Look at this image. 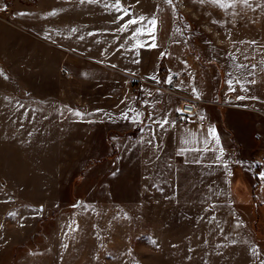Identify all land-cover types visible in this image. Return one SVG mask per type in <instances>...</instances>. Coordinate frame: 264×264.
I'll use <instances>...</instances> for the list:
<instances>
[{"label": "rangeland", "instance_id": "rangeland-1", "mask_svg": "<svg viewBox=\"0 0 264 264\" xmlns=\"http://www.w3.org/2000/svg\"><path fill=\"white\" fill-rule=\"evenodd\" d=\"M115 3L0 0V41L45 77L0 81V264H264V0ZM153 16L155 39L124 28ZM188 69L221 133L238 107L260 121L236 126L241 160L193 159L157 123L178 125Z\"/></svg>", "mask_w": 264, "mask_h": 264}, {"label": "crops", "instance_id": "crops-1", "mask_svg": "<svg viewBox=\"0 0 264 264\" xmlns=\"http://www.w3.org/2000/svg\"><path fill=\"white\" fill-rule=\"evenodd\" d=\"M71 14L72 13L70 11V15ZM70 31L72 32V29H70ZM10 48L12 49L11 52H10ZM15 48L20 49L19 46H16V43L10 44L9 42L0 41V60H1L0 81L7 83L6 85L8 88L11 84L10 83L11 81L36 82V84L39 86L40 82L45 79L44 75L41 76L39 74V70L36 71L35 65L33 63L31 64L29 63L30 59L26 60L23 59L22 56H19L20 53L17 52ZM186 74L187 75H185V78L183 80L180 79L176 80L175 86L177 88L175 89V92L177 93V96H173V99L176 101L175 117L177 114V109L179 107L180 101L196 102L197 101L196 94H198V90L204 85L203 80L198 78L194 70L188 69V71H186ZM131 78H136V77L132 76ZM193 89H195L196 94H194ZM2 107L4 106L2 105ZM243 111L246 110L238 107L232 110L231 114L235 113V115H237V117L242 121ZM248 111H250L251 113H260V111H258L255 107L248 109ZM205 114L200 113V116L204 118L203 115L205 116ZM253 116L254 115H252V117ZM238 118L235 121H231V125L229 126V128L231 129L230 136L221 133L215 123H210V121H208L205 118L204 119L207 121V124L201 128L191 127L190 129L182 130V128L179 125L176 126L174 122H169L168 124H166L167 126H163V128L169 127L176 131V134L179 137V140L177 142L178 148L183 147L184 153H186V155L188 154L193 155L192 156L193 159H198L201 162L205 161L208 163H212L214 161H218L224 158H230L231 160L232 159L241 160V158L250 154L253 151V149L251 148L252 145L251 133L253 126L260 121L257 120L256 122L253 121L254 123H252L251 126V125H245L243 124V122H239ZM15 124L13 123V125ZM237 124H241L243 126H250L252 128L250 131L251 143L249 146H245L242 144V142L239 141L236 130ZM17 127L18 126H16V128ZM11 128H15V127L12 126ZM3 141L4 142L6 141L8 143L7 140H3ZM260 141H261V135H260ZM260 157L257 156L256 158L258 163L256 165V168L258 170L257 174H259L261 177V173H264V163H261L259 161ZM242 184L245 183L241 178V180L238 181V185H242ZM242 193L243 192L240 193V197L244 196L242 195Z\"/></svg>", "mask_w": 264, "mask_h": 264}, {"label": "built area", "instance_id": "built-area-1", "mask_svg": "<svg viewBox=\"0 0 264 264\" xmlns=\"http://www.w3.org/2000/svg\"><path fill=\"white\" fill-rule=\"evenodd\" d=\"M10 10L6 7V14H9ZM67 77H69L67 75ZM147 84V81L139 78H130L128 85L132 91L137 92L141 90L144 85ZM178 109L183 110V112L177 111L176 122L182 128L187 127H203L207 124V121L200 116L198 111V106L196 102L193 101H180ZM261 163H264V155L260 157L259 160Z\"/></svg>", "mask_w": 264, "mask_h": 264}, {"label": "snow or ice", "instance_id": "snow-or-ice-1", "mask_svg": "<svg viewBox=\"0 0 264 264\" xmlns=\"http://www.w3.org/2000/svg\"><path fill=\"white\" fill-rule=\"evenodd\" d=\"M90 2H91V0H90ZM137 2H139V0H137ZM200 2H203V0H200ZM211 2L214 3V4H217L219 6H223V0H211ZM241 2L247 3V0H241ZM165 3L171 5L172 4V0H165ZM114 7H116L118 10H122L124 12V15H126V16L130 15V13L127 11V9H123V7H122V5L120 3V0H116V3L114 5ZM21 15H23V14H21ZM122 18L123 17H121V19ZM146 19H147L148 23H147L145 29H141V33L144 34L146 32V34L151 35L153 37V39H155L154 32H155V29H156L157 20H156V18L154 16L152 18H150V19L149 18H145V17H140L138 19H130L124 25V28L126 30L129 25H135V24L143 23ZM139 46L140 45H137V47H139ZM151 46L155 47L156 45L152 44ZM162 55H163V53H162ZM135 62L138 63L139 61H135ZM169 82H170V79H169ZM253 83H254V81H253ZM229 86L231 87V81H229ZM193 92H194V94H196L195 93V89H193ZM196 95H197V98H199V95L198 94H196ZM97 111H99V110H97ZM177 111H179L181 113L183 112V110H180V109H177ZM76 114L77 115H83V114H81L79 112H77ZM157 123H159L160 127H163L164 125L168 124L169 121L168 120H163L162 122H157ZM261 179H264V173H261ZM10 215L15 216L16 213H10ZM153 243H154V241H153Z\"/></svg>", "mask_w": 264, "mask_h": 264}]
</instances>
